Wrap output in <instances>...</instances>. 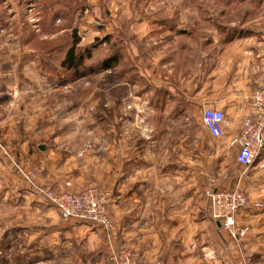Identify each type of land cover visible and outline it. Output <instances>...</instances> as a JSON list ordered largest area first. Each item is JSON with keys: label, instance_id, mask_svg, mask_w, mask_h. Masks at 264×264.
<instances>
[{"label": "rangeland", "instance_id": "rangeland-1", "mask_svg": "<svg viewBox=\"0 0 264 264\" xmlns=\"http://www.w3.org/2000/svg\"><path fill=\"white\" fill-rule=\"evenodd\" d=\"M243 45L264 51V0H0V264H141L119 239L109 192L85 175L107 158L99 146L114 143L121 159L135 153L129 145L140 146L138 171L151 157L153 174H179L178 186L170 178L171 204L185 196L195 217L206 215L240 244L245 235L232 233L245 228L229 231L216 221L211 195L236 188L248 207L249 193L240 182L223 185L224 167H194L189 159H204L216 146L205 137L204 109L229 110L225 123L235 129L231 97L241 89L228 90L233 78L213 73L225 52ZM70 50L75 59L67 69ZM263 82L264 75L254 92ZM10 85L14 94L3 96ZM37 144L49 151L45 160L57 154L59 163L71 161L74 174L83 168V180L65 181L62 189L39 184L38 173L20 161L21 147L33 156ZM234 148L223 157L236 155ZM88 191L107 200L109 227L64 222L46 197ZM37 205L49 208L44 216Z\"/></svg>", "mask_w": 264, "mask_h": 264}, {"label": "crops", "instance_id": "crops-1", "mask_svg": "<svg viewBox=\"0 0 264 264\" xmlns=\"http://www.w3.org/2000/svg\"><path fill=\"white\" fill-rule=\"evenodd\" d=\"M263 57L264 51L256 47H245V45L240 49L234 47V50H228L223 54L222 64L216 68L213 76L233 78L227 89L230 90L232 85L234 89L235 87L241 89L231 97L235 103L232 108L235 129L232 130L225 123L223 136L211 140L216 146L213 145L208 149V156L203 159L195 155L189 159L194 167L201 164L210 167H224L219 170L226 179L223 185L230 187L240 182L249 193L250 205L240 212L234 225L235 230L247 228L240 244L233 241L228 232L221 230L219 224L210 221L206 215L195 217L196 209L187 208L183 204L185 196L178 195L176 201L178 204H171L169 199L170 178H177L178 186L180 175H171L169 170L164 171L163 169L159 174H153L152 168L149 167L154 164L151 157H147L145 164L147 167L138 171V165L142 162L138 158L140 146L129 145L135 153L124 159L116 155L115 151L118 148L116 143L99 146L101 150L102 148L107 149L105 152L107 158L98 163L93 175L88 173L85 175H88V178L95 176L109 192L112 198L110 213L119 239L125 247L134 251L136 258L141 257V264H264V168L261 167L264 163V150L261 153L263 156L259 157L258 161L248 169L236 163L235 153L229 152L232 155L228 157L229 159L223 157L230 149L231 139L238 136L241 123L251 117L248 99L262 82ZM212 82L210 83L211 88L213 87ZM11 91L13 92V89L10 85L8 90L3 88L1 93L3 96L6 94L11 96ZM227 113L229 110L226 111ZM8 130L9 127L6 134ZM38 130L36 127L34 132ZM205 137L209 138L207 133ZM118 145L121 148V143ZM21 148L24 152L23 160H20L21 166L26 172L34 169L35 173H38L37 182L39 184L62 189L65 181L79 183L83 180V168H81L82 171L77 169L78 173L74 174L73 168L76 167H73L71 161L64 160L63 163H59L57 154L45 160V157L49 156V151L46 152L45 146L37 144L36 148L40 149V154L33 153V156L32 153L26 152L25 145ZM141 152L142 149L139 153ZM28 154L29 161L26 159ZM183 160L185 162V159ZM53 162L59 163V166L55 167ZM17 192L19 197H24L27 193L24 190ZM180 198L181 204L179 203ZM253 203H260L261 207L255 209ZM48 210L49 208L45 205H37L34 208V211L42 216ZM197 211L202 210L197 209Z\"/></svg>", "mask_w": 264, "mask_h": 264}, {"label": "built area", "instance_id": "built-area-1", "mask_svg": "<svg viewBox=\"0 0 264 264\" xmlns=\"http://www.w3.org/2000/svg\"><path fill=\"white\" fill-rule=\"evenodd\" d=\"M251 117L243 122L237 137L231 139L230 148H237L236 162L248 169L264 150V82L254 92L250 101ZM201 123L211 139L223 136L225 115L217 109H204L201 113ZM47 199L56 208L60 219L64 222L77 220L90 222L97 226L109 227L106 215L107 200L96 191H88L79 195L46 194ZM213 218L232 231L236 215L248 205L247 196L239 189L216 188L211 195ZM247 229L232 233L239 238L245 235ZM121 264H128L122 262Z\"/></svg>", "mask_w": 264, "mask_h": 264}, {"label": "trees", "instance_id": "trees-1", "mask_svg": "<svg viewBox=\"0 0 264 264\" xmlns=\"http://www.w3.org/2000/svg\"><path fill=\"white\" fill-rule=\"evenodd\" d=\"M74 53H73V50H70L68 53H67V56L65 58V61L64 63L62 64L63 66H65L67 69H71L73 68V62H74Z\"/></svg>", "mask_w": 264, "mask_h": 264}]
</instances>
